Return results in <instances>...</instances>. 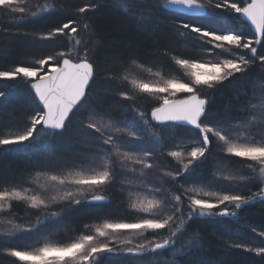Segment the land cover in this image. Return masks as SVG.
<instances>
[{"label":"snow or ice","instance_id":"1","mask_svg":"<svg viewBox=\"0 0 264 264\" xmlns=\"http://www.w3.org/2000/svg\"><path fill=\"white\" fill-rule=\"evenodd\" d=\"M139 2L116 0V5L127 13ZM156 4L190 17L208 18L216 24L236 21L241 28L247 24L253 31L246 36L240 30L182 21L177 24V32L186 42H194L209 57L222 53L228 54L227 57L182 58L164 50L162 54L170 56L186 79L153 71L135 58H129L122 71L106 73V79L128 86L117 93L123 100L135 102L147 96L156 102L150 112L134 103L126 108L134 114L138 130L117 121L109 111L85 104L96 74L87 41L80 36L81 27L85 31L89 28L87 21L81 24L80 20L70 18L47 31L31 33L37 40L62 44L64 50L0 70V81H22L35 105L22 129L0 134V149L47 143L64 131L72 115L86 113L81 130H91L84 135L95 140L96 150L78 165L59 172L36 171L29 177L28 186L20 183L0 186V254L3 256L14 258L19 264H101L105 254L109 258L123 254L141 257L171 250L164 264H178L180 257L201 247L199 232L183 235L193 219L236 220L245 206L264 202V76L261 83L254 85L247 105L240 109L247 113L243 120L209 121L210 101L201 96L202 88L214 89L236 73L246 72L257 59L264 65V55L259 54L257 47L264 46V0H156ZM95 8L89 2L75 11L83 18ZM64 11L60 0H0V15L8 16L17 25ZM60 37L64 40H58ZM95 47L94 42L93 54ZM135 70L146 71L155 79H141ZM3 97L5 92L0 90V98ZM181 128L188 132L195 130V139H178L166 148V143L175 139ZM213 138L224 159L232 163L235 161L231 158H239L246 162L249 173L242 174L221 162L214 179L206 184H178V180L186 179L204 162ZM164 155L177 167L161 164L158 157ZM117 170L124 177L121 183L128 185V207L139 214L130 222L106 218L99 223L84 224L79 235L64 243L45 239L34 248L8 245L10 240L61 219L70 210L62 207L64 204L79 208L82 204L107 201L103 193L117 178ZM150 171L156 174L158 184L148 179ZM221 180L233 189L254 185L257 190L250 194L223 190L216 187ZM20 203L40 213L35 223L18 221L13 207ZM252 231L264 237V231L257 232L256 228ZM232 246L264 257V247L239 243Z\"/></svg>","mask_w":264,"mask_h":264},{"label":"trees","instance_id":"2","mask_svg":"<svg viewBox=\"0 0 264 264\" xmlns=\"http://www.w3.org/2000/svg\"><path fill=\"white\" fill-rule=\"evenodd\" d=\"M89 2L95 4L96 8L81 18L75 9ZM60 4L64 7V12L53 13L47 19H36L23 25L12 23L8 16L0 15V70H9L18 63L39 55L64 50L62 44L37 40L31 33L47 31L59 23L67 22L70 18L80 20L81 24L87 21L89 28L85 32L81 27L80 35L86 33L84 38L87 41L90 58L95 64L96 74L85 104L96 110L111 112L114 119L124 121L134 130L139 129V124L134 114L126 108L134 103L136 107L150 112L156 102L147 96H141L135 102L123 100L117 93L119 90H127L128 86L106 79V73L122 71V66L128 64L129 58H135L146 68L152 67L153 71L160 70L166 75L172 73L180 77L181 70L171 61L170 56L162 54L164 50L182 58L208 60L227 57L228 54L223 53L218 57H209L196 47L194 42H186L177 32V24L182 21L204 27L240 30L246 36L252 34L247 24L241 28L236 21L221 25L204 17L179 15L158 6L156 0H140L127 13L117 7L116 0H60ZM58 40L63 41L64 38L60 37ZM94 42L96 47L93 54ZM257 47L259 54L264 55V46ZM262 76H264V65H261L257 59L246 72L236 73L234 78L224 81L214 89L205 88L201 96L207 97L210 101L208 120L228 123L245 119L247 113H242L240 109L247 105L248 99L252 97L254 85L261 83ZM0 90L5 92V97L0 98V134L22 129L27 122V115L35 106L27 86L22 81H0ZM85 119L86 113L72 115L64 131L42 145L0 149V186L18 183L26 186L29 177L36 171L59 172L65 167L76 166L80 161L85 160L90 152L96 150L95 140L84 135V132L91 130H81ZM194 131L179 129L175 139L166 143V148L178 139H195ZM86 140L87 143L84 142ZM158 159L161 164L168 163L171 167H177L166 155ZM231 160L235 162L230 163L224 159L213 138L204 162L199 164L186 179L178 180V184L185 186L206 184L214 179V165L221 162L227 163L230 168L239 170L242 174L249 173L250 170L245 166L246 162H241L239 158H231ZM149 176L154 183H159L154 172L150 171ZM123 179L124 177L117 170V178L103 193L108 197L107 201L99 204H82L79 208H71L69 204H64L62 207L70 210L65 212L61 219L43 224L37 231L10 240L8 245L34 248L44 243L45 239L64 243L79 235L84 224L99 223L106 218L127 219L130 222L139 214L132 212L128 207L130 199L126 195L127 188L121 183ZM220 182L216 186L223 190L238 191L242 194H250L251 191L257 190L254 185H240L233 189L227 182L226 184L222 183L224 181ZM13 212L21 223H35L36 217L40 215L23 203L14 204ZM252 228H256L257 232L264 231L262 201L245 206L239 212V219L236 220L228 217L195 218L183 235L187 237L199 232L201 247L180 257L178 264H264V257H258L243 248L232 246L239 243L264 247V237L258 236ZM170 251L141 257L123 254L109 258L105 254L101 264H164ZM0 264H19V262L0 254Z\"/></svg>","mask_w":264,"mask_h":264},{"label":"rangeland","instance_id":"3","mask_svg":"<svg viewBox=\"0 0 264 264\" xmlns=\"http://www.w3.org/2000/svg\"><path fill=\"white\" fill-rule=\"evenodd\" d=\"M85 31V30H84ZM86 32V31H85ZM85 32H83V34L82 35H80L81 36V38H83L84 40H85V38H84V34H86ZM181 70V69H180ZM135 75H137L139 78H141V79H145V80H153V79H155V77H152V76H150L146 71H140V70H135ZM181 78H184V79H186V77H184V73H183V70H181V76H180ZM205 90V88H202L201 89V92L202 91H204ZM151 99V98H150ZM152 100V99H151ZM217 166H218V164L217 165H214V167H213V173H215L216 172V170H217ZM148 179L149 180H151L152 181V179L150 178V176L148 177ZM153 182V181H152ZM221 182H222V180H221ZM220 182V183H221ZM154 183V182H153ZM222 183H225V181L224 182H222ZM226 184V183H225ZM26 186H28V183L26 184ZM32 187H35L34 185H32ZM217 187V186H216ZM124 188H127V196H128V198H129V192H128V185H126V184H124ZM218 188V187H217ZM130 199V198H129Z\"/></svg>","mask_w":264,"mask_h":264},{"label":"water","instance_id":"4","mask_svg":"<svg viewBox=\"0 0 264 264\" xmlns=\"http://www.w3.org/2000/svg\"><path fill=\"white\" fill-rule=\"evenodd\" d=\"M165 9V8H164ZM165 10H167V11H171V12H174V13H177V14H179V15H185V14H183V13H180L178 10H168V9H165ZM185 16H187V15H185ZM188 17H190V16H188ZM250 27V26H249ZM251 29V28H250ZM252 30V29H251ZM253 31V30H252ZM187 127H190V126H187Z\"/></svg>","mask_w":264,"mask_h":264}]
</instances>
